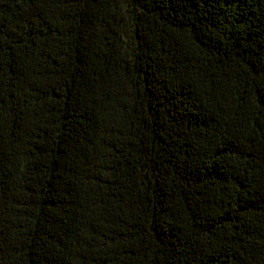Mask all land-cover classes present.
I'll return each instance as SVG.
<instances>
[{
    "label": "trees",
    "instance_id": "1",
    "mask_svg": "<svg viewBox=\"0 0 264 264\" xmlns=\"http://www.w3.org/2000/svg\"><path fill=\"white\" fill-rule=\"evenodd\" d=\"M0 264H264V0H0Z\"/></svg>",
    "mask_w": 264,
    "mask_h": 264
}]
</instances>
